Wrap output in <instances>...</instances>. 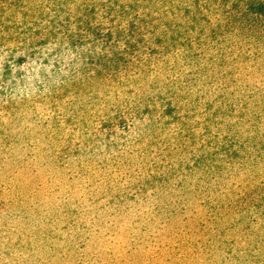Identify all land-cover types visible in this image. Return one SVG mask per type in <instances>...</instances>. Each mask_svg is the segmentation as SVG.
Masks as SVG:
<instances>
[{"label": "rangeland", "instance_id": "374dc122", "mask_svg": "<svg viewBox=\"0 0 264 264\" xmlns=\"http://www.w3.org/2000/svg\"><path fill=\"white\" fill-rule=\"evenodd\" d=\"M47 2L109 4L0 0V264H264V40L182 0L146 36L38 12L6 39L2 9Z\"/></svg>", "mask_w": 264, "mask_h": 264}, {"label": "trees", "instance_id": "16d2710c", "mask_svg": "<svg viewBox=\"0 0 264 264\" xmlns=\"http://www.w3.org/2000/svg\"><path fill=\"white\" fill-rule=\"evenodd\" d=\"M84 1L87 2L88 0ZM107 1L109 4L93 3L91 4L93 6H91L90 3H88V5H85L87 3H82L77 7V11H73L68 7L66 2H47L45 6L39 4L40 11H37L32 4L31 6L25 3H17L13 5L14 7L8 5V8L2 9L4 12H8V16L18 19L19 15L20 18L25 21L20 26L17 25L16 22L13 23V26L17 27H5L6 39L11 40L15 36L22 38L27 35L29 29L24 27V25L28 23L26 20H28L29 17H37L39 14L38 12H44L43 16L49 19V22H61L59 26L52 25V31L50 32L53 37L61 35L64 37L66 36L68 39H73L74 35L71 32H73L75 36L80 37V32L84 30V26L86 25V27H89L90 25L93 27L91 28L93 30V32H91L93 39L98 36L104 39V37H111V33L114 35L115 31L111 29L110 33H108L109 31L107 33H99L97 27L90 23L92 20H96L97 17L105 20L107 24L114 26L118 18L119 20H127L130 18L131 21H129L128 24L131 26L132 34L146 36L151 34V26L155 25V21L161 20L162 14L166 15L170 9L176 11L174 3H169V0H135L134 4L126 3L122 5H119L117 0ZM131 1L133 0H128V2ZM183 1H186V5L188 6L186 9L179 8V19L183 22L181 25L184 28L189 27L192 22L203 20L209 16L216 18V16L221 17L226 14L227 17L225 19L227 20L224 21L223 24L226 25L225 27L232 26L234 28V30L227 29V33L236 36L243 35L258 41L264 40V0H223L221 2L220 0H182V2ZM50 3H53V5ZM114 6H118V8H114ZM218 10H221L222 14L219 15ZM172 15H174V13H172ZM1 16H4V13H1ZM87 22H89V25H87ZM133 22L134 24H132ZM2 23L3 21H1L0 26H2ZM165 24L167 23L157 25H159L160 28L161 25ZM62 28H69L71 32H69V30L62 31ZM156 28L157 27L153 26V30ZM44 32H48L47 29H43L41 34ZM124 32V30L123 32L118 31L119 36L123 37ZM41 36L43 42L47 41L46 35ZM25 40L26 39H22V41ZM78 42L79 40L75 41V43ZM125 44L129 51H132V45L126 41ZM28 49H30V46H28ZM139 49H141V47H139ZM127 66V61H125L123 70H127ZM4 90V86L0 87V96L4 94ZM256 139L258 141H264V132L260 131L256 135ZM233 144L234 143L231 142L223 147L221 152L224 157H232L234 152ZM237 156L236 154V157ZM257 208L259 209L260 206L258 205Z\"/></svg>", "mask_w": 264, "mask_h": 264}]
</instances>
